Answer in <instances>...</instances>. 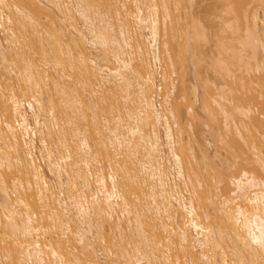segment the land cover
Returning a JSON list of instances; mask_svg holds the SVG:
<instances>
[{
    "label": "bare ground",
    "instance_id": "bare-ground-1",
    "mask_svg": "<svg viewBox=\"0 0 264 264\" xmlns=\"http://www.w3.org/2000/svg\"><path fill=\"white\" fill-rule=\"evenodd\" d=\"M203 1L0 0V264H264V0Z\"/></svg>",
    "mask_w": 264,
    "mask_h": 264
},
{
    "label": "rangeland",
    "instance_id": "rangeland-1",
    "mask_svg": "<svg viewBox=\"0 0 264 264\" xmlns=\"http://www.w3.org/2000/svg\"><path fill=\"white\" fill-rule=\"evenodd\" d=\"M211 2V0H204L203 1V3L201 4V6H205V5H207L208 3H210ZM213 42H209L208 43V45H209V48L210 49H215V47L213 46ZM208 72L210 73L211 71L208 69ZM188 77H190L189 78V80H190V82L191 81H193L194 82V80H193V77H192V73H189V75H188ZM199 100V99H198ZM196 101V103H195V105H199V101ZM197 106H195L196 107V109H197V114H198V117L195 119V123L197 124V125H199V124H201L202 122H200L201 120L203 121V122H208V120H207V118H206V116H205V113L199 108V106H198V108H197ZM200 122V123H199ZM207 125V124H206ZM205 125V123L204 124H201L200 126H197V128H198V130H199V138H203V139H199V143L198 142H196L195 143V148L196 149H198L199 150V148L201 147H204L203 146V144L206 146V148H207V151L208 152H212V148H213V146H214V144L213 143H208V139H211V134H210V132H211V129L208 127V126H206ZM201 142V143H200ZM202 145V146H201Z\"/></svg>",
    "mask_w": 264,
    "mask_h": 264
},
{
    "label": "snow or ice",
    "instance_id": "snow-or-ice-1",
    "mask_svg": "<svg viewBox=\"0 0 264 264\" xmlns=\"http://www.w3.org/2000/svg\"><path fill=\"white\" fill-rule=\"evenodd\" d=\"M259 243H261V244H262V246H264V241H259Z\"/></svg>",
    "mask_w": 264,
    "mask_h": 264
}]
</instances>
